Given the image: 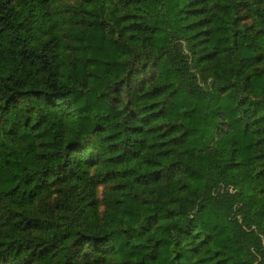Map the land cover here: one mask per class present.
<instances>
[{"label": "trees", "instance_id": "16d2710c", "mask_svg": "<svg viewBox=\"0 0 264 264\" xmlns=\"http://www.w3.org/2000/svg\"><path fill=\"white\" fill-rule=\"evenodd\" d=\"M0 264H264V0H0Z\"/></svg>", "mask_w": 264, "mask_h": 264}, {"label": "rangeland", "instance_id": "374dc122", "mask_svg": "<svg viewBox=\"0 0 264 264\" xmlns=\"http://www.w3.org/2000/svg\"><path fill=\"white\" fill-rule=\"evenodd\" d=\"M105 187L104 186H99V196L101 197L102 196V193L104 191Z\"/></svg>", "mask_w": 264, "mask_h": 264}]
</instances>
